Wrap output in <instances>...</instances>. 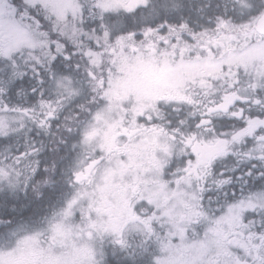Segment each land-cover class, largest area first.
Instances as JSON below:
<instances>
[{
    "label": "snow or ice",
    "instance_id": "6c2138e0",
    "mask_svg": "<svg viewBox=\"0 0 264 264\" xmlns=\"http://www.w3.org/2000/svg\"><path fill=\"white\" fill-rule=\"evenodd\" d=\"M0 264H264V0H0Z\"/></svg>",
    "mask_w": 264,
    "mask_h": 264
}]
</instances>
